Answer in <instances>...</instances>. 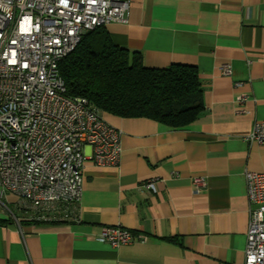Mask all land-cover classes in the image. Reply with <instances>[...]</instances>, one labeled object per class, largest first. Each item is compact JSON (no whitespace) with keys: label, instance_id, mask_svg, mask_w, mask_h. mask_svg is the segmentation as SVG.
Wrapping results in <instances>:
<instances>
[{"label":"crops","instance_id":"crops-1","mask_svg":"<svg viewBox=\"0 0 264 264\" xmlns=\"http://www.w3.org/2000/svg\"><path fill=\"white\" fill-rule=\"evenodd\" d=\"M125 1L126 21L104 25L111 42L146 67L194 65L204 110L181 127L102 113L123 131L118 162L96 165L84 145L77 220L0 223V264L243 263L245 172L264 170V144L246 140L264 120V0ZM110 225L131 242L97 241Z\"/></svg>","mask_w":264,"mask_h":264},{"label":"built area","instance_id":"built-area-1","mask_svg":"<svg viewBox=\"0 0 264 264\" xmlns=\"http://www.w3.org/2000/svg\"><path fill=\"white\" fill-rule=\"evenodd\" d=\"M125 0H0V217L33 221L77 220L82 148L96 165H114L122 130L107 122L85 97L65 93L58 62L83 34L111 21H126ZM222 73L230 75L228 65ZM237 84V83H236ZM241 103L244 95L238 94ZM264 144V120L246 136ZM205 179L191 178L197 193ZM142 186L155 191L153 181ZM248 227L242 264H264V170L245 172ZM133 234L103 226L95 239L117 247ZM144 239V236L141 237Z\"/></svg>","mask_w":264,"mask_h":264},{"label":"trees","instance_id":"trees-1","mask_svg":"<svg viewBox=\"0 0 264 264\" xmlns=\"http://www.w3.org/2000/svg\"><path fill=\"white\" fill-rule=\"evenodd\" d=\"M58 72L67 95L85 97L109 116L143 117L181 127L204 110L203 89L194 65L146 67L139 53L113 44L104 26L86 31L58 62ZM15 214L19 223L39 222ZM10 218L0 217V223Z\"/></svg>","mask_w":264,"mask_h":264},{"label":"rangeland","instance_id":"rangeland-1","mask_svg":"<svg viewBox=\"0 0 264 264\" xmlns=\"http://www.w3.org/2000/svg\"><path fill=\"white\" fill-rule=\"evenodd\" d=\"M13 199V197H12V195H7L6 196V202H7V205H8V207L11 209V211L13 212V213H16V211H15V209H14V207H13V204L11 203V202H8V201H10V200H12Z\"/></svg>","mask_w":264,"mask_h":264}]
</instances>
